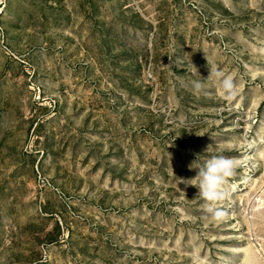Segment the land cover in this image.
Returning a JSON list of instances; mask_svg holds the SVG:
<instances>
[{
	"label": "rangeland",
	"instance_id": "374dc122",
	"mask_svg": "<svg viewBox=\"0 0 264 264\" xmlns=\"http://www.w3.org/2000/svg\"><path fill=\"white\" fill-rule=\"evenodd\" d=\"M0 264H264V0H0Z\"/></svg>",
	"mask_w": 264,
	"mask_h": 264
},
{
	"label": "clouds",
	"instance_id": "9594fccd",
	"mask_svg": "<svg viewBox=\"0 0 264 264\" xmlns=\"http://www.w3.org/2000/svg\"><path fill=\"white\" fill-rule=\"evenodd\" d=\"M192 86L195 93L211 87L215 88L219 95L227 98L235 96L239 91V86L233 77L220 70L214 73L211 70V74L207 79H204V81H195ZM208 151L209 147L206 152ZM203 155H198L195 161L189 166L196 171V175L189 179L191 181L189 184L198 189V196L205 201L207 212L213 218L219 220L225 213L217 205L226 198V193L223 191V188L229 178L235 174L237 162L223 155H211L201 162L199 157Z\"/></svg>",
	"mask_w": 264,
	"mask_h": 264
}]
</instances>
